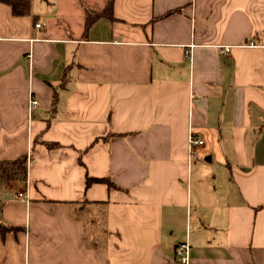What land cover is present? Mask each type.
<instances>
[{"label": "crops", "instance_id": "crops-1", "mask_svg": "<svg viewBox=\"0 0 264 264\" xmlns=\"http://www.w3.org/2000/svg\"><path fill=\"white\" fill-rule=\"evenodd\" d=\"M29 1L0 3V162L28 163L0 264H264V0H114L88 31L108 0Z\"/></svg>", "mask_w": 264, "mask_h": 264}, {"label": "trees", "instance_id": "trees-1", "mask_svg": "<svg viewBox=\"0 0 264 264\" xmlns=\"http://www.w3.org/2000/svg\"><path fill=\"white\" fill-rule=\"evenodd\" d=\"M113 1L108 0L107 5L105 8L97 14H90L86 12L85 15V30L88 31L91 26L101 19H113ZM0 3L8 6L12 14L15 17H25L31 14V2L29 0H0ZM51 148L58 147L57 145H50L48 146ZM27 170H28V163L27 157H22L16 161H7V162H0V177H4L8 180H19L26 182L27 179ZM93 184H104L106 185L109 190L116 188L114 184L108 178L102 179H88L87 186H91ZM75 205L79 204L78 202H74ZM83 204V202H82ZM93 204H100L105 205L106 202H98ZM20 231L19 228L8 226L2 222H0V236L2 239H5L7 234L9 233H16Z\"/></svg>", "mask_w": 264, "mask_h": 264}, {"label": "built area", "instance_id": "built-area-1", "mask_svg": "<svg viewBox=\"0 0 264 264\" xmlns=\"http://www.w3.org/2000/svg\"><path fill=\"white\" fill-rule=\"evenodd\" d=\"M41 24H37L36 28H41ZM0 40H5L3 36V32L0 29ZM219 51L221 54L230 55L232 51L231 46H220ZM39 106V101L34 97H30L28 104V116L31 117L34 110ZM204 146V141L197 138L193 129H190L188 143H187V151H188V162H191L195 159L197 151ZM19 198L27 200L23 194H19ZM175 255L180 261L181 264H190V246L188 243L180 244L175 249Z\"/></svg>", "mask_w": 264, "mask_h": 264}, {"label": "rangeland", "instance_id": "rangeland-1", "mask_svg": "<svg viewBox=\"0 0 264 264\" xmlns=\"http://www.w3.org/2000/svg\"><path fill=\"white\" fill-rule=\"evenodd\" d=\"M45 4H46V2H44V0H39L38 5L44 6ZM39 105H40V104H39ZM41 106H42V105H40L39 107L41 108ZM37 110H38V109L34 110V112H33V114H32L33 117H34V115H35V113H36ZM32 116H31V119L33 118Z\"/></svg>", "mask_w": 264, "mask_h": 264}]
</instances>
